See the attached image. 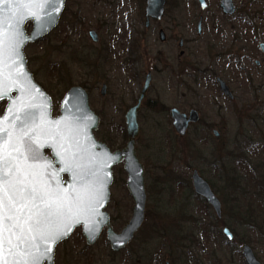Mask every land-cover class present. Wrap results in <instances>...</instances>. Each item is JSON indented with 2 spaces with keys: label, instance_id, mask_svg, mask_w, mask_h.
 Returning <instances> with one entry per match:
<instances>
[{
  "label": "rangeland",
  "instance_id": "374dc122",
  "mask_svg": "<svg viewBox=\"0 0 264 264\" xmlns=\"http://www.w3.org/2000/svg\"><path fill=\"white\" fill-rule=\"evenodd\" d=\"M206 1L203 11L198 0H167L164 18L146 28V0H66L57 27L26 47L29 69L52 97L53 116L60 114L67 91L83 86L101 118L96 138L112 145V151L125 147V114L137 102L148 71L153 74L137 140L148 195L142 228L120 252L112 251L106 229L88 246L78 228L57 246L54 264H166L170 258L177 264H246L244 244L264 264V205L258 181L264 174V56L259 48L264 42V0H234L237 14L231 17L220 10L221 0ZM244 13L254 18L252 26L243 22ZM199 16L204 17L201 37ZM91 30L99 42L92 41ZM160 30L167 34L165 43L159 40ZM180 39L184 48L178 46ZM199 66L209 71L197 74ZM216 77L231 86L234 102L222 94ZM171 108L186 113L195 108L202 121L181 137L173 127ZM242 144L250 158L245 165L238 162L246 158L233 153ZM195 169L222 201V220L196 195ZM113 176L106 210L120 232L135 203L124 163L113 168ZM256 216L260 221L255 223ZM225 226L236 232L233 242L224 235ZM192 231L202 244L181 251L184 236Z\"/></svg>",
  "mask_w": 264,
  "mask_h": 264
},
{
  "label": "water",
  "instance_id": "95a60500",
  "mask_svg": "<svg viewBox=\"0 0 264 264\" xmlns=\"http://www.w3.org/2000/svg\"><path fill=\"white\" fill-rule=\"evenodd\" d=\"M26 7L13 8L11 13L5 10L0 13V19L4 21L6 27L4 31L12 33L17 27V21L22 20L18 25L25 40L21 52L23 63L11 55L10 51L4 57V64H0V90L9 89L8 96L0 100L7 101L4 112L0 118L8 115L6 109L11 106L12 100L19 101L22 97L26 102H30L40 107L34 108L37 119L32 126V135L37 138L40 153L44 159L39 161H21V166L29 170L41 171L36 165L49 164L51 167L44 172L42 180L46 182L54 194L60 193L67 197V202L71 204L73 213L78 215L80 223H74L68 240L77 228L82 229L83 236L88 246H93L98 241L101 233L107 228V238L113 251H119L129 245L136 233L141 229L146 217L147 189L145 181V167L140 161L137 153V140L140 137L139 114L144 99L150 89L152 74L146 76L145 84L141 89L140 96L136 104L131 106L126 113L125 123L127 129V143L123 149L112 151L103 141L96 138L95 131L100 124V117L91 108L90 97L83 86L71 87L61 101L60 114L53 116V100L50 94L36 81L33 72L28 67V59L25 49L28 44L36 43L48 35L57 27L61 14L65 8L66 0H57L58 12H51V7H45V0H18ZM201 10L208 7L206 0H198ZM167 0H146L145 19L146 26L151 25V21H160L165 16ZM220 9L226 16H234L237 7L234 0H221ZM32 22L33 28L27 31L26 25ZM203 18L198 23V32L201 33ZM93 42H99V35L95 30L89 32ZM161 42L166 41L164 30L159 32ZM183 41H181L182 46ZM260 49L264 52V43ZM16 60V63H13ZM5 64L7 67H5ZM23 69L27 74L31 87L24 77L17 75L18 69ZM221 91L230 98L234 95L229 85L221 78L218 79ZM107 86L102 88L105 95ZM34 97V99H33ZM173 127L178 135H187L191 124L199 121V113L193 109L188 113L181 112L177 108L171 111ZM5 127H10L5 124ZM215 136H219L217 130ZM20 136L17 129L12 133V142L15 143ZM49 150L50 154H46ZM59 152V155H57ZM124 163V169L128 175L127 188L134 200L133 214L130 221L120 233H117L110 220V214L106 210L111 199V185L113 184V168ZM71 166V171L61 169ZM110 174V175H107ZM67 176L65 179L64 176ZM41 177H38L40 179ZM106 179L107 184L104 189L102 202H96V190L99 188L100 180ZM192 182L195 193L202 197L209 206L212 207L218 218L223 216V204L218 195L213 190L211 184L199 173L197 169L193 171ZM67 189V192L63 190ZM96 227L94 233H89L86 229ZM228 240L234 239L229 228L223 229ZM58 244V245H59ZM53 248L52 262L55 261L57 246ZM242 255L246 264H262L257 258L254 249L246 244L242 249ZM47 264V262H45Z\"/></svg>",
  "mask_w": 264,
  "mask_h": 264
},
{
  "label": "snow or ice",
  "instance_id": "6c2138e0",
  "mask_svg": "<svg viewBox=\"0 0 264 264\" xmlns=\"http://www.w3.org/2000/svg\"><path fill=\"white\" fill-rule=\"evenodd\" d=\"M26 6L18 0H0V13L5 10L11 13L13 8ZM44 6H50L51 12L59 11L57 0H45ZM20 23L22 20L17 21V27L9 34L3 30L6 25L0 19V64H4L9 51L23 63L21 48L25 40L18 27ZM0 75H3L2 71ZM17 75L24 77L31 87L22 67ZM8 92L7 88L0 90V100L7 97ZM37 107L40 106L23 99L22 90L21 99H13L6 109L8 115L0 118V264H51L54 246L67 239L74 223H80L67 197L54 194L42 180L44 172L51 167L49 164L35 166L41 171L29 170L33 167L31 165L28 168L21 166V161L44 159L39 150L42 145H38L37 138L32 135V126L37 119L33 109ZM17 129L20 136L13 143L12 133ZM64 170L71 171V166L61 169ZM106 184V179L100 180L96 190L97 203L104 198ZM63 191L67 192V189ZM86 230L91 234L97 229L94 226Z\"/></svg>",
  "mask_w": 264,
  "mask_h": 264
},
{
  "label": "flooded vegetation",
  "instance_id": "af4514ba",
  "mask_svg": "<svg viewBox=\"0 0 264 264\" xmlns=\"http://www.w3.org/2000/svg\"><path fill=\"white\" fill-rule=\"evenodd\" d=\"M166 7H167V4H166ZM208 8V7H207ZM219 8H220V5H219ZM207 10V9H206ZM221 10V9H220ZM222 11V10H221ZM223 13V12H222ZM165 14H166V10H165ZM236 14H237V12H236ZM235 14V15H236ZM234 15V16H235ZM203 18V22H202V30H201V33H199L198 32V23H199V21H200V18ZM231 17V16H230ZM198 23H197V35H198V37H201L202 36V34H203V24H204V17L203 16H199V20H198ZM151 25H152V21H151ZM150 25V26H151ZM145 26H146V19H145ZM149 26V27H150ZM149 27H147L146 26V28H149ZM161 31V30H160ZM159 31V32H160ZM166 33V32H165ZM160 40V39H159ZM166 41H167V34H166ZM165 41V42H166ZM181 41H183V44H182V46H180L181 45ZM165 42H163V43H165ZM261 43H264V42H260L259 43V45L261 44ZM178 46L180 47V48H184V46H185V40L184 39H180V41H179V44H178ZM259 48H260V46H259ZM261 50V49H260ZM261 53L263 54V56H264V52L261 50ZM180 55L181 56H184L185 55V51L184 50H182L181 51V53H180ZM256 64L258 65V66H260L261 65V62L259 61V60H257L256 61ZM201 71V72H200ZM205 71H209V69L207 70V69H204V70H202L201 68H200V66L197 68V70H196V72H197V74L198 73H201V74H203ZM149 72H151V74H152V71H148V73L146 74V76L149 74ZM146 76H145V80H146ZM219 78H221V77H216V79H215V82H216V84L219 86V82H218V79ZM222 79V78H221ZM224 80V79H223ZM152 81H153V74H152ZM152 81H151V83H152ZM225 81V80H224ZM226 82V81H225ZM227 83V82H226ZM145 84V83H144ZM228 84V83H227ZM104 85H106V84H104ZM103 85V86H104ZM229 85V84H228ZM107 86V85H106ZM144 86V85H143ZM142 86V87H143ZM150 87H151V84H150ZM229 87H230V89H231V91H232V93H233V95H234V98H230V97H228L227 95H225L222 91H221V89H220V91L222 92V94L225 96V97H227L230 101H232V102H234L235 100H236V96H235V94H234V92H233V90H232V88H231V86L229 85ZM219 88H220V86H219ZM86 89V88H85ZM142 89V88H141ZM88 92V91H87ZM106 92H107V90H106ZM141 92V91H140ZM149 92V91H148ZM89 94V93H88ZM103 95V94H102ZM106 95V94H105ZM105 95H103V96H105ZM147 95H148V93H147ZM140 96V95H139ZM89 97H90V95H89ZM147 97V96H146ZM139 98V97H138ZM146 99V98H145ZM144 99V100H145ZM137 101H138V99H137ZM144 102V101H143ZM137 103V102H136ZM135 103V104H136ZM142 107H143V104H142ZM172 109L173 108H171V110H170V116H171V111H172ZM178 109V108H177ZM193 109H195V108H193ZM193 109H191V110H193ZM141 110H142V108H141ZM179 110V109H178ZM190 110V111H191ZM196 110V109H195ZM181 111V110H180ZM189 111V112H190ZM198 111V110H197ZM182 112V111H181ZM189 112H188V114H189ZM140 113H141V111H140ZM184 113H186V112H184ZM198 113H199V121L197 122V123H194V124H191L190 125V127L192 126V125H197V124H199L201 121H202V119H201V115H200V112L198 111ZM98 115V114H97ZM125 116H126V114H125ZM256 116L257 117H260V113H259V111L257 110V114H256ZM100 117V116H99ZM139 117H140V114H139ZM253 117H255V116H253ZM171 118H172V116H171ZM101 119V118H100ZM173 121V120H172ZM190 129V128H189ZM189 129H188V132H189ZM188 132H187V134H188ZM178 134V133H177ZM180 136V135H179ZM182 137V136H181ZM185 137V136H184ZM46 154H50V151L49 150H47L46 151ZM139 157V156H138ZM140 159V158H139ZM145 167V166H144ZM262 167V166H261ZM145 174H146V169H145ZM212 186V185H211ZM214 190V189H213ZM216 193V192H215ZM197 195V194H196ZM198 196V195H197ZM200 197V196H199ZM201 199H203L202 197H200ZM204 200V199H203ZM205 201V200H204ZM216 215V214H215ZM223 216H224V214H223ZM223 216H222V218H218L217 217V215H216V217H217V219L218 220H222L223 219ZM110 220H111V216H110ZM145 220H146V217H145ZM145 222V221H144ZM111 224H112V221H111ZM112 226H113V228H114V230L116 231V229H115V225H113L112 224ZM229 228L230 229V231L233 233V235H234V239L231 241V242H233L235 239H236V234H235V232L234 231H232L231 230V228L230 227H228V226H225L223 229H225V228ZM142 228V227H141ZM106 230H107V228H105ZM123 230V229H122ZM121 230V231H122ZM104 231V230H103ZM120 231V232H121ZM140 231V230H139ZM138 231V232H139ZM117 232V231H116ZM120 232H117V233H120ZM137 232V233H138ZM136 233V234H137ZM224 233V232H223ZM136 236V235H135ZM135 238V237H134ZM134 238H133V240H134ZM132 240V241H133ZM183 242H185V244H184V246H183V248H180L181 249V251L182 250H186V249H188V250H192V248L194 249L195 247H198V245H200V243H201V240L199 239V237L197 236V234L194 232V231H192V233H188L187 235H185L184 236V238H183ZM132 243V242H131ZM130 243V244H131ZM129 244V245H130ZM203 244L205 245V243L203 242ZM129 245H127L124 249H126ZM244 245H246V244H244ZM244 245H243V247H244ZM249 245V244H248ZM251 246V245H250ZM111 247V246H110ZM204 247V246H203ZM252 247V246H251ZM124 249H121V250H119V251H113V252H120V251H122V250H124ZM243 249V248H242ZM255 252V251H254ZM194 257L192 256V259H193ZM177 260H176V258H175V260L174 259H171L170 258V260H168L167 261V263L166 264H177Z\"/></svg>",
  "mask_w": 264,
  "mask_h": 264
},
{
  "label": "trees",
  "instance_id": "16d2710c",
  "mask_svg": "<svg viewBox=\"0 0 264 264\" xmlns=\"http://www.w3.org/2000/svg\"><path fill=\"white\" fill-rule=\"evenodd\" d=\"M263 13H264V11H262ZM246 13V12H245ZM245 13H244V19H243V22L245 23V25L246 26H248V27H250V26H252L253 24H254V18H252V16L250 15V16H246L245 15ZM262 13V14H263ZM259 15L260 14V12L259 11H257L256 13H255V15ZM29 27H32V24L30 23L29 25H28ZM5 105H6V102L5 101H3V102H0V114L4 111V107H5ZM150 106H153L152 104H150ZM154 108H155V106H153ZM124 137L125 138H127V132H125V135H124ZM110 145V144H109ZM112 145H110V147H111ZM243 146H245L244 144H242V146H239V147H237L236 149H235V151L233 152V153H241V156L243 157V158H246V160L243 162V161H239L238 162V164L239 165H245V164H247L246 162H249L250 160V158L248 157V154H247V151H245V149H244V147ZM258 168V170H261V166L260 167H257ZM261 177V179H258V181H260L259 182V196H260V198L263 200L262 201V205H264V174L262 175V176H260ZM259 177V178H260ZM237 180V179H236ZM257 180V179H256ZM238 197V196H237ZM236 197V198H237ZM235 198V199H236ZM238 199H239V197H238ZM233 201V200H232ZM226 202V201H225ZM250 213H254V211L253 212H250ZM249 213V214H250ZM263 213V212H262ZM258 221H260V217H258V216H256V221H255V223L256 222H258ZM262 221H264V217H263V220ZM263 227V226H262ZM208 228L206 227V229H205V233H208ZM235 232V231H234ZM235 234H236V232H235ZM237 235V234H236ZM246 243H250L249 241L248 242H246ZM202 244V243H201Z\"/></svg>",
  "mask_w": 264,
  "mask_h": 264
}]
</instances>
